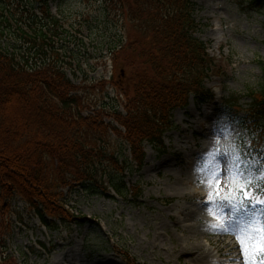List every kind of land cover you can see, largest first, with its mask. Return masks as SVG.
<instances>
[{"label":"rangeland","instance_id":"obj_1","mask_svg":"<svg viewBox=\"0 0 264 264\" xmlns=\"http://www.w3.org/2000/svg\"><path fill=\"white\" fill-rule=\"evenodd\" d=\"M196 1L197 19L203 24L197 36L208 44L210 54L220 66L218 74L206 81L208 89L215 88L216 101L202 104L191 97L186 108L174 110L172 128L165 134L168 151L159 154L146 144L147 157L142 168L131 162L130 145L110 132L109 153L126 164L123 178L129 188L136 186L142 191L139 198L134 191L121 197L114 192L96 193L85 186L73 191L66 189L68 207L82 220L80 224L61 225L57 229L42 225L26 202L13 199L10 213L0 223L8 226L4 249L14 264H128L131 260L136 264H197L189 261L187 254L180 256V252L194 248L195 253L199 246L222 248L219 264H245L236 234L213 231L211 225L233 218L231 206L221 198L229 197L235 203L241 189L250 195L254 190L248 189L260 185L246 184L247 181L264 182V156L258 159L246 152L241 154L240 140L247 131L238 117H228L222 100L224 94L236 93L242 96L244 107H248L250 91L264 87V12L260 10L264 3ZM11 3H4V11L14 16L17 7L14 9V0ZM106 4L104 0H49L53 15L64 16L72 33L77 35V29L82 32L69 45L76 59L67 56L68 62L81 65V69L67 66V77L81 87L103 79L108 82L102 91L98 86L84 94L77 93L86 98L91 92L92 102H98L94 109L105 102L109 109L113 108L117 98L120 110L124 111L122 94L128 90V82L117 74L120 87L110 83L114 72L110 48L117 44L119 34L127 40L126 26L121 14L113 8L109 13ZM29 8L41 15L38 5ZM90 112L87 109L85 114ZM245 115L239 114L241 118ZM105 119L113 120L109 116ZM114 124L117 126L115 121ZM112 194L114 198L110 197ZM248 214L253 215V226L259 227L264 205L258 201L250 204L243 216L236 217L237 222ZM259 256L257 253L253 257L255 264L264 261ZM207 263H211L210 258Z\"/></svg>","mask_w":264,"mask_h":264},{"label":"trees","instance_id":"obj_2","mask_svg":"<svg viewBox=\"0 0 264 264\" xmlns=\"http://www.w3.org/2000/svg\"><path fill=\"white\" fill-rule=\"evenodd\" d=\"M104 1L109 13L111 8L120 13L126 26L127 40L119 34L117 44L110 48L114 55L110 83L120 87L117 74L128 82L122 94L124 111L117 98L113 108L105 102L94 109L98 102H92L91 92L86 98L77 93L98 86L102 91L108 82L103 79L81 87L67 77V66L81 69L68 62L67 56L76 59L69 45L82 32L72 33L64 16L53 15L49 0H14V16L4 11V3L10 6L11 0H0V37L7 40L4 47L0 42L1 221L10 213L12 200L20 198L48 228L80 223L81 216L68 207L64 192L80 186L100 194L110 193L112 187L122 197L134 192L139 197L142 191L129 188L123 178L126 164L109 153L110 132L130 145L131 162L141 168L145 143L160 154L167 152L164 135L172 128L174 110L186 107L191 95L199 102L213 97L206 81L218 74L220 66L197 36L203 24L197 19L196 0ZM36 5L41 15L29 8ZM260 10L264 12V4ZM19 11L22 15L17 18ZM248 96L251 102L245 108L242 96L229 94L224 99L225 110L231 118H239L241 111L248 113L239 121L248 129L249 138L243 136L240 142L243 147L249 139L252 150L262 155L264 87ZM87 109L91 112L85 114ZM106 116L113 122H106ZM240 202L247 203L243 194ZM7 233L8 226L0 223V250H5ZM128 263L136 264L134 260ZM0 264H14L6 250L0 252Z\"/></svg>","mask_w":264,"mask_h":264},{"label":"snow or ice","instance_id":"obj_3","mask_svg":"<svg viewBox=\"0 0 264 264\" xmlns=\"http://www.w3.org/2000/svg\"><path fill=\"white\" fill-rule=\"evenodd\" d=\"M246 187L247 185L244 186V188ZM241 191L243 192V197L248 198L247 202H251L252 196H250L249 193L244 189H241ZM240 199L241 198L238 197L235 203H232L229 197L221 198L222 201L229 203L234 215L232 219H225L219 225H211V229L220 233L233 231L236 234L240 251L246 258L245 264H255L253 257L256 256L257 253L264 256V215L260 217L261 224L259 227L253 226L254 218L252 214L244 216L240 222H237L236 217L243 216L247 211L246 204H242ZM258 203L260 205H264V200H260ZM261 264H264V261H262Z\"/></svg>","mask_w":264,"mask_h":264},{"label":"bare ground","instance_id":"obj_4","mask_svg":"<svg viewBox=\"0 0 264 264\" xmlns=\"http://www.w3.org/2000/svg\"><path fill=\"white\" fill-rule=\"evenodd\" d=\"M205 233H206V231H204L203 234H205ZM193 249L194 248H189L186 251L180 252V256L183 253L187 254L188 255L187 259L189 261H193L197 264H208L207 258L211 259V263H209V264H219L218 257H219V252L222 250V248H219L216 250V248L215 249H208L204 246L203 247L199 246V248L197 249V251H195V253H194ZM64 259H66V258H64ZM70 264H73V262L70 261Z\"/></svg>","mask_w":264,"mask_h":264}]
</instances>
